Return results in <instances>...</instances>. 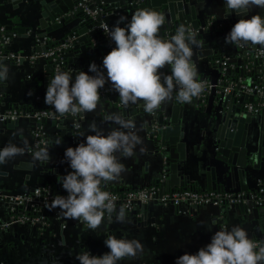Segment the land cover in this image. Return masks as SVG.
<instances>
[{
    "label": "clouds",
    "instance_id": "9594fccd",
    "mask_svg": "<svg viewBox=\"0 0 264 264\" xmlns=\"http://www.w3.org/2000/svg\"><path fill=\"white\" fill-rule=\"evenodd\" d=\"M224 15L235 14L240 19L225 35L226 44L261 46L264 52V15H251L253 8L264 10V0H223ZM123 24V26H121ZM165 24V16L151 9H138L131 18L121 17L114 25L102 23L101 27L115 46L102 59L101 65L89 64L88 72L57 69L49 80L44 103L54 114L80 115L93 112L100 101L99 90L109 84L118 93L123 107L140 103L146 113H153L161 104L173 97L182 103H190L203 90V82L197 79L198 68L193 60L194 47H200L195 30L179 25L170 39L158 33ZM171 73L162 71L165 67ZM90 73V74H89ZM9 67L0 59V82L8 80ZM31 94V93H29ZM115 127L107 132L95 122L75 148L68 147L64 160L72 171L59 177L67 195H57L50 209L58 208L61 215L86 225L95 232L105 222L125 223L126 210L118 207L116 196L104 190V186L122 178L126 166L122 159L132 158L142 143L136 131L134 119L121 112H110L103 117ZM76 128L81 125L77 123ZM62 138L54 143L59 145ZM47 143L33 151L30 166L50 160ZM143 151V149H141ZM25 147L11 141L0 147V166L23 155ZM143 198V197H142ZM213 225L215 221L211 222ZM107 252L100 256L83 251L77 253L78 264H120L126 258L137 257L144 251L138 239L117 238L108 235L103 241ZM175 264H264V246H258L240 225L221 228L210 242L194 254L185 253Z\"/></svg>",
    "mask_w": 264,
    "mask_h": 264
},
{
    "label": "crops",
    "instance_id": "0c3cea01",
    "mask_svg": "<svg viewBox=\"0 0 264 264\" xmlns=\"http://www.w3.org/2000/svg\"><path fill=\"white\" fill-rule=\"evenodd\" d=\"M193 1H195V7L199 6L204 10L205 15L210 13L214 15L213 18L216 21L223 24L220 29L216 25H214V30L207 28L208 32L202 35L204 37L201 42L202 49L211 51L217 57L229 58L231 61L235 60L238 57L235 46L234 44L225 43V35L221 31L225 29L223 21L224 8L220 7L217 0ZM257 13L264 15V10L253 8L249 17ZM207 23L211 24L209 21ZM18 44H20V41H17V46L14 47H18L16 49L20 50L21 47ZM5 63L9 67L8 80L0 82L4 102L18 107L39 108L43 106L47 88L42 80L46 73L47 64L43 61L37 64H29L32 76L28 80L26 76H23L25 75L24 70H20V67L17 68L9 62ZM38 97L41 98V103L36 100ZM112 107L113 104L108 100H100L97 108L93 112L86 113L80 120L81 128L77 137L73 139L63 135L66 133L57 131L54 122L46 121L43 125L46 135L52 141L54 138H62V142L58 146L59 151L56 153L61 174L59 177L72 171L64 160L65 149L68 147L75 148L83 141L84 137L79 135L80 132L84 131L85 135L93 134L88 131L89 123L95 122L105 132L115 127L111 122L103 121V117L107 113L115 112ZM199 116L200 113L195 107L187 106L182 115L178 117L179 129L183 133L186 148L184 160H178L177 162L181 165V168H178L176 181L173 183L179 182L177 181L178 177L185 174L189 175L185 177L188 178L187 185L189 184V187L207 191V174L209 169L212 168V163H214V156L212 155L210 140H202L201 138L202 131L199 130ZM140 125L136 127V131L141 137L142 143L137 146L136 154L132 158L122 159L121 162L126 166L122 178L108 183L104 186V190L139 189L149 185L156 178L160 179L159 183L169 178L165 175L167 169L165 158L156 156L152 142ZM32 126L33 124L27 120H20L18 125L12 129L3 126L0 129V147L11 141L25 147V152L31 149L33 145ZM260 133H262V137L259 136ZM247 140V149L253 155L259 153L260 147H264L263 120L257 122V128L255 125L248 127ZM31 158V156L23 154L0 166V187L2 185L9 187L8 190L0 188L2 193L27 192L29 188L37 183L48 181V177H45L46 174L40 173L41 168L38 164L30 166ZM236 162L242 164L244 162L243 157L238 155ZM246 163L251 170L255 169L253 166L257 165L256 157L252 160L246 158ZM19 164L25 165V169L14 170L13 166ZM43 167V169L51 168L52 165L49 163L47 167L45 165ZM235 168L233 169V180L238 184L240 183V177ZM214 171L210 175L217 177L220 171ZM252 172L254 173H251L247 178L251 184L254 182L255 174L261 176L260 170L255 169ZM58 178L55 183L60 189H63ZM156 186L162 188L159 184ZM250 188L251 186L246 192ZM149 206L153 207V211L149 212L144 219L141 218V210L138 208L133 214L126 212L127 220L125 223L105 222L95 232L76 226L71 219L67 218L63 229L59 222L54 220L53 212L49 211L48 215L51 219L47 217L48 225L43 230H36L30 225H23L9 231H0V264H78L75 259L77 253L87 250L93 255L100 256L107 252L108 249L103 241L110 234H114L117 238H135L144 245V251L141 254L135 258H126L120 264H175V260L179 256L185 253L194 254L207 245L211 236L225 226L230 229L233 225H240L247 231L250 239L264 242V214L259 215L257 219H249L244 215L243 210L231 208L227 205L220 208L201 207L195 210L189 209V207L163 206L159 202L157 205L152 202ZM222 211L223 213H221ZM6 218V209L0 203V221H4ZM212 221H215L214 225L211 223Z\"/></svg>",
    "mask_w": 264,
    "mask_h": 264
},
{
    "label": "water",
    "instance_id": "95a60500",
    "mask_svg": "<svg viewBox=\"0 0 264 264\" xmlns=\"http://www.w3.org/2000/svg\"><path fill=\"white\" fill-rule=\"evenodd\" d=\"M197 1L201 2V0ZM217 1L223 9V0ZM97 2L108 15L106 22L110 26L114 25L121 17L130 19L138 9H151L162 13L165 16V24L160 27L158 34L167 39L175 34L179 25H184L189 29L198 31L197 38L202 42L204 39L202 35L208 32L206 28L214 30V25L219 22L213 18L214 15L210 13L205 15L203 9L199 6L195 7L196 4L193 0H97ZM0 5V26L5 27L4 36L16 35V38L11 41V50L20 52L24 57H29L34 51H45L46 47L42 46L41 43L43 38L47 39V45H51L53 41L58 42V44L68 42L70 47L62 55V58L67 68L72 70L73 75H75L78 71L87 73L89 64L92 62H95L98 66L101 65L103 57L109 53V41L103 33L94 29L99 27V23L93 22L80 10L76 9L75 0H0ZM239 19L240 17L234 13L227 17L224 16L225 29L221 30L223 34L226 35L227 30L230 31ZM208 21L212 27H208ZM38 39L41 41L37 42ZM17 41H20V44H18L21 47L20 50L16 49L18 47H14L17 46ZM234 46L235 51L240 54L241 50L238 45L234 44ZM260 47L256 45L254 48ZM193 51V60L198 68L197 79L206 78L212 85L205 105L195 99H192L190 103H182L176 99L174 92L171 99L163 102L158 109L149 114L143 110L140 103L123 107L118 93L113 89L106 99L113 104L112 109L115 112H121L126 118L134 119L136 127L141 124L143 132L153 144V151L155 150L156 156L165 158L168 169L165 170V175L169 178L161 183H159L160 179L156 178L151 183L152 185L159 184L162 187L160 195L167 191L173 192L189 187V184L187 185L188 178H185L189 175L184 174L182 177H178L177 181L179 182L173 183L176 181L178 168H181V165L177 162L178 160H184L186 148L183 133L179 129L178 117L182 115L187 106L195 107L200 113L199 130L202 131L201 138L202 140H210L211 151L214 156V163H212V168L209 169L207 174V191L246 192L250 186L253 188L257 182H264V147L261 146L260 152L255 155L247 149L248 127L255 125L257 128V122L264 121V116H255L251 113L241 114L244 104L246 102L252 103L253 97L240 96L238 93L239 86L229 95L219 94L218 90L225 86L219 81L230 75V69L223 73L221 71L222 64H212V59L217 56L211 51H204L202 46L194 47ZM242 56L244 57L245 54L242 53ZM39 62L42 61H36L35 64ZM11 64L17 68L20 67V70H24L25 75L23 76L27 77L32 74L30 65L24 60H21L18 65L15 62ZM232 64L240 66L234 60ZM259 64L260 62L256 61L255 67L258 68ZM47 71L49 74L52 72L50 63ZM162 71L168 74L171 73V69L167 66ZM235 73H239L241 77L244 75L238 68L235 69ZM108 86L110 85L108 84ZM16 125H18V122H8L4 126L7 129H12ZM63 135L69 137L70 133ZM259 136L262 137V133ZM56 139L54 138L53 141L51 138L47 140L50 147V157L59 151V145L54 143ZM238 155H241L244 159L242 164L236 162ZM254 157H256L257 165L253 167L261 171V176L255 174L256 177L251 184L247 178L251 173H254L252 170L255 169L251 170L250 167H247L246 158L252 160ZM53 161L50 158L49 162L43 165L47 167ZM24 166L19 164L14 165L13 168L14 170H20L25 169ZM234 168L237 169L240 177V183L238 184L233 180ZM48 169L51 168L43 169L42 174H47ZM214 170L220 171L217 177L210 175L211 172H215ZM0 188L8 190L9 187L2 185ZM22 193H26V191ZM22 193L13 192V194ZM153 204L157 205L158 202L154 201ZM235 209L243 210L241 206H236ZM140 210L141 218L144 219L149 212L153 211V207L146 205L142 206ZM262 214H264V209L254 210L248 218L257 219Z\"/></svg>",
    "mask_w": 264,
    "mask_h": 264
},
{
    "label": "built area",
    "instance_id": "2783aa9c",
    "mask_svg": "<svg viewBox=\"0 0 264 264\" xmlns=\"http://www.w3.org/2000/svg\"><path fill=\"white\" fill-rule=\"evenodd\" d=\"M75 1L76 9L80 10L93 22L99 23V27H95L94 29L103 33L104 37L109 41L108 46L110 52L112 47L115 45L110 42L107 34L101 27L102 23H107L106 21L108 19V15L99 5L97 0ZM107 24L110 26L109 23ZM216 26L220 29L223 27V24L218 22ZM208 27H212L211 24H208ZM196 33L198 34L199 32L196 31ZM4 35L5 27L0 26V59L9 63L15 62L17 65L21 60H24L28 64H33L36 61L45 62L47 64V68L42 83H45L46 88L49 80L56 74L57 69L70 71L62 58V55L70 47L68 42L58 44V42L53 41L51 45H47L46 38L41 39L42 41L38 39L37 42L41 41L42 46L46 47V50L43 52L34 51L29 57H24L19 52H15L10 49L11 41L16 38V35H12L11 37H5ZM238 48L241 50V53L238 54V57L234 61L238 62L240 66L235 64L238 66L235 68H238L248 77L253 76L254 78H247L244 80L243 77L240 76V78L234 83L225 84L224 87L218 90V93L222 95H229L235 91L237 86H239L238 93L240 96L253 97L252 103L246 102L244 104L243 112L241 114L251 113L255 116H264V52L260 51V48H254L251 46H246L244 48L238 46ZM242 53L245 54L244 57L242 56ZM232 61L229 58H220V61L215 64H222L223 68L221 71L225 73L228 69H230V66L234 65L232 64ZM256 61L260 62L258 68L254 67V69H250L249 66L253 63L255 64ZM49 63L52 68V72L50 74L47 71ZM31 76L32 75H29L26 78L30 80ZM198 80L203 82V90L198 96L193 97V99L205 105L211 92L212 85L206 78H199ZM219 82L222 83L221 81ZM99 93L100 100H107L106 97L112 93V87L105 84V86L99 90ZM3 98L4 97L0 89V128L8 122L19 123L20 120H27L33 124L31 129L33 145L32 148L26 150L24 154L32 157L34 150L44 146L46 143L49 145L47 140L50 139V137L46 135L43 128L46 121L54 122L57 131L70 133L69 138L73 139L77 137L78 131L81 128L75 127L77 123L80 124L81 117L79 114L73 116L69 113L64 116H60L58 114H54L53 108L45 103L39 108H29V106L18 107L4 102ZM36 100L40 102L41 98L38 97ZM45 182L37 183L26 193L22 194H4L0 191V203L5 207L7 212V218L4 221H0V231H9L10 229L23 225H30L36 230H43L48 225L47 215L49 214V211L53 212L54 220L59 222L63 229L65 228L67 219L61 215L58 208L50 209V205L57 195H67V193L64 189H60L54 181ZM105 190L116 196V203L118 207L123 206L126 212L131 214L135 212L134 209L136 207L140 210L142 206L149 205L154 201L159 202V204L163 206L171 205L174 207H189V209L192 210L201 207L220 208L225 205L230 206L231 208L241 206L243 208L244 215L247 217L251 216L254 210L264 209V182H257L255 186L246 193L203 191L197 188L189 189L188 187L173 192L169 191L168 193L160 195V188L152 185L151 183L143 188L130 189L123 194H118L115 190ZM159 195L160 197H158ZM71 220L74 225L86 229V225L82 222L73 219ZM252 241L258 246H264V242L262 240L253 239Z\"/></svg>",
    "mask_w": 264,
    "mask_h": 264
},
{
    "label": "trees",
    "instance_id": "16d2710c",
    "mask_svg": "<svg viewBox=\"0 0 264 264\" xmlns=\"http://www.w3.org/2000/svg\"><path fill=\"white\" fill-rule=\"evenodd\" d=\"M220 61V58H218V57H215V58H213L212 59V61H211V63L213 64V63H216V62H219ZM235 67H237L235 64L233 65V66H230L229 68H230V75H228L227 77H223L222 78V80H221V82L223 83V84H229V83H234L236 80H238L239 78H240V75H239V73H235ZM250 67V69L252 68V69H254V67H255V64L253 63L251 66H249ZM250 76V75H249ZM247 78H251V79H253L254 77L253 76H250V77H248L247 75H245L244 74V76H243V79L245 80V79H247ZM263 85H264V83H263ZM2 102V101H1ZM154 186H156V185H154ZM193 187H189V189H192ZM130 189H120V190H116L115 192L116 193H118V194H123L124 192H126V191H129ZM221 213H223V211L221 212ZM48 216V219H51V217L49 216V215H47Z\"/></svg>",
    "mask_w": 264,
    "mask_h": 264
},
{
    "label": "rangeland",
    "instance_id": "374dc122",
    "mask_svg": "<svg viewBox=\"0 0 264 264\" xmlns=\"http://www.w3.org/2000/svg\"><path fill=\"white\" fill-rule=\"evenodd\" d=\"M1 129V128H0ZM57 155H56V153H54L53 154V156L51 157V160H54L52 163H51V165H52V167H51V169H48V171L46 172L47 174H46V176L45 177H48V182H52V181H54V183H55V180L61 175L60 174V170H59V166H58V161H57ZM43 164H44V162H40V163H38V165H39V167L41 168L39 171H40V173H42L43 172ZM59 179V178H58ZM59 181V180H58ZM45 183H47V182H45ZM60 183V182H59ZM141 188H143V187H141ZM137 207L134 209L135 211H137Z\"/></svg>",
    "mask_w": 264,
    "mask_h": 264
}]
</instances>
